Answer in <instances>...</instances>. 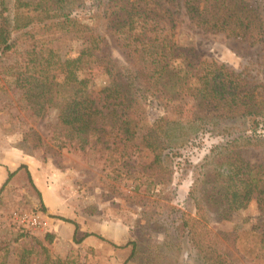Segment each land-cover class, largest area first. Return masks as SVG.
Here are the masks:
<instances>
[{"label":"rangeland","instance_id":"1","mask_svg":"<svg viewBox=\"0 0 264 264\" xmlns=\"http://www.w3.org/2000/svg\"><path fill=\"white\" fill-rule=\"evenodd\" d=\"M6 1L11 8L13 0ZM248 1L259 3L264 18V0ZM89 10L93 11L92 2L87 1L75 14L87 21ZM171 10L178 18L175 43L193 48L201 59L242 73L256 88L257 100L264 102V42L251 45L244 39L206 32L189 23L178 7ZM36 26L16 32V46L0 54V161L5 153L18 148L26 162L38 165L33 184L24 169L0 189V263L217 264L213 257L218 252L228 262L223 264H264V212L256 199L224 220L215 207L190 196L193 168L213 147L227 141L217 132L199 133L161 164L153 163L154 154L143 147L61 148L63 138L55 140L58 99H51L41 118L33 115L25 91L15 83L16 74L24 72L35 55L47 57L49 45L62 60L76 57L84 45L71 33L59 35L58 28ZM104 36L91 73L88 67L79 72L81 79L90 76L95 91L108 83L105 72L110 63L119 69L136 59L119 36L111 32ZM56 68L51 67V76L58 72ZM32 70L39 76V68ZM63 78L57 74L54 80ZM178 106L184 118L204 113L191 96L163 89L157 98L147 100L144 127L135 143L159 119L173 115ZM256 120L248 118L249 134L264 135V123L255 125ZM243 156L264 165V149L248 150ZM34 219L40 224L34 226ZM129 242L136 246L125 247Z\"/></svg>","mask_w":264,"mask_h":264},{"label":"trees","instance_id":"2","mask_svg":"<svg viewBox=\"0 0 264 264\" xmlns=\"http://www.w3.org/2000/svg\"><path fill=\"white\" fill-rule=\"evenodd\" d=\"M87 1L92 2L93 11L89 10L90 17L84 21L75 12ZM171 7H178V13L181 11L189 23L206 32L244 39L251 45L264 42L260 5L248 0H13L11 8L2 0L0 54L16 46V32L34 30L36 25L43 24L47 30L58 28L59 35L71 33L84 45L76 57L62 60L49 45L47 57L36 53L35 59L27 61L25 71L17 72L15 81L25 91L33 115L39 118L51 99H58L55 140L63 138L61 148L85 151L98 145L103 149L143 147L154 154L153 163L161 164L199 133L217 132L227 141L213 147L193 168L190 196L215 207L224 220L246 209L254 199L264 212V165L243 156L245 151L264 149V135L249 134L247 125L249 117L257 119L255 125L264 123V102L257 100L256 88L242 73L201 59L193 48L175 43L178 18H174L176 12ZM105 32L119 36L136 59L119 69L110 63L105 72L108 83L95 91L90 76L81 79L79 72L88 67L91 73ZM53 65L58 66V72L51 76ZM31 67L40 69L39 76L31 73ZM57 74L64 75L61 82L54 80ZM166 88L172 94L191 96L204 113L184 118L178 106L174 116L159 119L136 144L144 127L147 100L157 98ZM13 175L9 174L5 185ZM129 245L136 246L129 242L125 247ZM213 263L228 262L217 252Z\"/></svg>","mask_w":264,"mask_h":264},{"label":"crops","instance_id":"3","mask_svg":"<svg viewBox=\"0 0 264 264\" xmlns=\"http://www.w3.org/2000/svg\"><path fill=\"white\" fill-rule=\"evenodd\" d=\"M37 167H38L37 164L25 161L23 151L19 150L18 148H12L10 151L5 153L1 157V161H0V187L1 188L0 189H2L5 186L9 178V174H14L12 177L22 175L24 169L28 170L32 181H34V177H35L34 170L37 171Z\"/></svg>","mask_w":264,"mask_h":264},{"label":"built area","instance_id":"4","mask_svg":"<svg viewBox=\"0 0 264 264\" xmlns=\"http://www.w3.org/2000/svg\"><path fill=\"white\" fill-rule=\"evenodd\" d=\"M38 224H40V222H38L37 219H34V221H33V225L36 226V225H38Z\"/></svg>","mask_w":264,"mask_h":264}]
</instances>
